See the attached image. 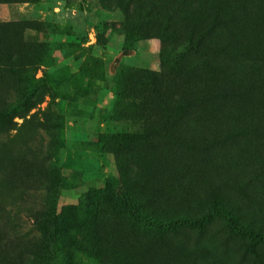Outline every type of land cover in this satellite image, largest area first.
<instances>
[{
    "label": "trees",
    "instance_id": "1",
    "mask_svg": "<svg viewBox=\"0 0 264 264\" xmlns=\"http://www.w3.org/2000/svg\"><path fill=\"white\" fill-rule=\"evenodd\" d=\"M100 6L121 14L116 31L125 52L141 41H159L160 69L126 68L114 77L119 114L142 123L141 132L118 138L114 152L125 157L124 167L137 170L128 178L121 169L119 180L106 182L90 202L72 205L78 224L93 228L100 201L112 195L132 223L156 236L151 250L137 247L116 264H183L167 254L174 247L164 234L188 241L214 220L243 241L236 264L247 256L264 264V220L253 222L258 210L264 212V0H103ZM18 26L0 25V130L41 102L27 86V71L39 66L44 44L14 41ZM117 137L100 134L96 143ZM183 183L196 186L192 196L205 198L206 206L197 215L168 217L161 196ZM229 198L246 202L253 215ZM34 221L37 230L52 233L41 219ZM12 227L11 220L0 222V264H38L24 262L23 255L37 256L42 245L32 250L31 231ZM93 235L94 228L87 239ZM192 242L198 247V237ZM189 264L213 260L192 258Z\"/></svg>",
    "mask_w": 264,
    "mask_h": 264
},
{
    "label": "rangeland",
    "instance_id": "2",
    "mask_svg": "<svg viewBox=\"0 0 264 264\" xmlns=\"http://www.w3.org/2000/svg\"><path fill=\"white\" fill-rule=\"evenodd\" d=\"M102 1L19 0L0 4V25L19 24L14 41L44 44L39 66L27 71V86L36 91L41 102L0 130V222L11 220L17 233L31 231L32 250L34 243L42 245L37 256L25 253L24 262L116 264L137 247L151 250L156 239L153 231L132 223L113 203L112 195L100 201L94 235L89 240L93 223L78 224L72 210L78 202H90L106 182L119 180L121 169L128 178L135 177L132 174L137 168L124 167L125 157L117 156L114 146L120 136L141 132L142 123L119 114L114 77L126 68L160 69L159 41H141L125 52L123 37L116 31L122 16L118 11H103ZM19 95V91L12 93L13 101ZM100 134L118 137L96 143ZM170 187L173 191L161 196V210L169 204L168 217L197 215L206 206L205 198L192 196L197 191L193 184ZM227 200L237 201L244 213L253 215L240 198ZM258 211L254 226L264 220L260 219L264 212ZM34 217L52 227V233L37 230ZM164 237L174 247L167 254L183 264L192 258L236 264L243 251V241L219 220L208 224L200 236L190 233L188 241L170 233ZM193 237H198V247ZM92 239L95 255L90 252ZM261 252L264 254V248ZM242 264L253 262L247 256Z\"/></svg>",
    "mask_w": 264,
    "mask_h": 264
}]
</instances>
